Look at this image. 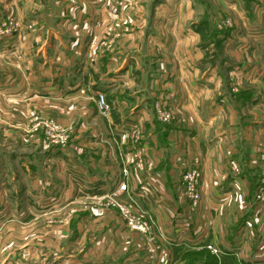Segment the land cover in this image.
<instances>
[{"label": "crops", "instance_id": "1", "mask_svg": "<svg viewBox=\"0 0 264 264\" xmlns=\"http://www.w3.org/2000/svg\"><path fill=\"white\" fill-rule=\"evenodd\" d=\"M235 1L213 0L214 4L225 6L235 5ZM252 3L258 5L259 2ZM98 5L94 0H0V20L13 16L21 22L19 34L3 48L10 60H5L4 55L0 58V84H3L0 92L4 95L6 89L3 88L8 84L20 83L22 87L14 90V100L29 101L42 116L65 117L70 113L66 106L68 98L74 101L71 107L85 114L88 100H93L92 95L89 96L94 90L92 87L102 85L94 70L92 61L95 59L86 57L83 67H89L86 73L96 74L94 79L85 75L67 81L66 65L80 60L69 53H80L81 45L75 39L68 46L61 39L54 40L65 37V31L43 30L41 22L47 15L64 24L71 18L80 21L83 12L84 18L89 16L95 21ZM251 13L257 17L260 10ZM219 16H214L217 25L222 20ZM192 23L182 30L161 31L162 41L156 44V49L162 56L152 60L150 70L141 68L135 57L130 56L122 72H115L116 66L111 65V59L115 60L113 48H107L102 62L106 73L103 85L107 88L103 92L113 105L114 116L119 121L126 116L127 125L134 122L129 118L139 119L150 159L148 169L140 173L143 179L150 176L155 188L152 198L138 197L137 200L145 214L155 217L164 237L148 242L140 232L128 229L116 210L108 209L103 216L94 217L75 200L68 201L83 194L103 195L107 186L114 185L112 142L105 137L99 142L96 137L93 146L91 141L69 145L76 150V154L69 152L75 154L73 163L85 167L81 169L83 189H73L67 177L50 175L55 172L53 166L29 163L28 173L33 174L28 177L42 179L49 174L51 185L28 193L33 197L50 196L56 201L63 197L65 201L55 205L54 211L70 215L66 220L46 225L42 234L33 232L22 242L17 234L11 236L10 241L16 243L17 248L7 254L0 249V264H163V260L168 264H263L264 193L258 190V174L264 168V60L255 58L254 48L250 49V58L243 55L241 48L237 52L235 46L230 54L226 42L233 33L227 31L221 35L222 44L219 48L216 46L221 58L210 62L199 42L201 35ZM84 31L71 33L85 37ZM177 37L182 40L176 43ZM150 41L146 42L145 55L153 48ZM92 43L90 51L95 45L94 41ZM140 45L143 49L144 45ZM82 49L86 51L89 47ZM135 50L140 53V46H135ZM83 53L85 56L86 52ZM166 54L170 55V60L163 58ZM160 59L162 61L157 63ZM247 65L253 68L252 76L244 73ZM167 67L169 77L163 73ZM153 72L152 78L147 77ZM120 73L122 77L117 76ZM144 81L152 89L172 91L166 97L181 117L178 123L162 124L155 120L151 108L155 99L153 90L141 88ZM29 85L35 90L29 91ZM97 127L98 124L94 125V130ZM124 147L130 149L128 145ZM194 157L200 159L203 174L198 212L183 198L179 185L184 168L190 166ZM34 170H39V175L36 176ZM14 182L19 185L17 179ZM3 209L0 205V211ZM14 225L18 228V224ZM47 239L45 251L36 253L34 245ZM209 244L215 252L207 248ZM162 247L168 249L166 258L160 254Z\"/></svg>", "mask_w": 264, "mask_h": 264}, {"label": "rangeland", "instance_id": "2", "mask_svg": "<svg viewBox=\"0 0 264 264\" xmlns=\"http://www.w3.org/2000/svg\"><path fill=\"white\" fill-rule=\"evenodd\" d=\"M94 1L100 4L98 5V19L95 21L90 20L89 16L84 18L85 13L83 12L80 21L71 18L67 24L50 18V15L45 16L44 13L43 16H45L46 20L41 22L44 26L43 30L53 29L57 31L60 28L65 31L63 34L65 37L55 38L54 40L61 39L64 45L67 46L70 41L75 42V40H77L81 45L80 53H69L73 56L76 55L80 60L77 64L71 61V64L68 63V65H66L67 81L74 76H76V78H82V76L85 75L92 76L94 79L96 74L101 78L99 82H101L102 85L100 87L93 86L92 88H94V90L92 91L94 93L92 92L89 94V96L92 95L91 97H93V100L91 99L87 102L86 108L88 111L85 112L86 115L79 112V109L75 110V107H71L74 105V101L68 98L66 106L70 113H67L65 117L42 116L35 107H32L29 101L20 102L14 100L15 97H13V94L16 92L14 90L22 87L20 83L15 86L8 84L7 88H3L6 89L4 95L0 92V95H2L0 100V205L4 208L0 211V225L2 224L3 226V229L0 230V249L6 251L5 254L17 248L16 243H11V236L17 234L20 241L23 238L25 240L26 236H29L33 232L36 234L44 233V227L46 225L55 224V222L66 220L67 217H69V213L63 214L54 211L57 209L55 205H59L60 201H65L63 197L58 198L60 201H56L50 196L33 197L28 192L32 189L40 190L42 186L44 188H50V175L56 176L57 178L58 176L62 178L67 177L73 189L76 187L83 189L84 183H82L81 180V178H83L81 177L83 176L81 169L85 167L73 163L72 158L76 154V150L72 146L69 147L70 144L72 145L73 142L77 141H91L93 143L91 146H93L95 139H97L96 137L99 138L96 140L99 142L100 139H104L105 137V139L112 142V158H114V151L118 152L117 147H120L123 152H127L124 147L125 145L120 143L123 141V139H121L120 126L122 123H126V116H122V118L118 116L117 118H120V121L116 119L113 114V105L109 101L108 102L111 104L110 113L109 115L103 116L99 113L95 103L96 93L99 91L106 92L107 90L105 85H103L106 81V73H104L102 69L104 66L102 62L106 57L107 48H113L112 51L115 55V60L110 59L112 67L116 66L115 70L117 71L115 72H122V66L126 65L130 56H133L132 59L135 57L137 64L140 65L141 68L145 69L144 67H146L150 70L153 67L152 64L154 61L152 60L162 56L156 49V44H160L162 41L159 35L161 31L168 32L173 29L182 30L193 22L192 26L199 31L201 35L199 42L205 51L206 58L210 62H217V60L219 61V58H221L219 53H217L218 49L216 46L219 48L220 44H222L221 35L225 34L227 31L233 33L232 36L230 35L228 37L226 42V48L229 53L230 49H233L235 46V49L238 50L237 52H239L241 48L243 55L246 56V58L247 56L250 58V56H252L250 49L252 48L251 50H253L254 48L253 54L255 58L264 60V0H252L253 2L258 1V5L253 4L252 1L249 0H236L235 5L230 4L226 6L214 4L213 0ZM105 2L108 3L105 4ZM249 2H251V7ZM256 10H260V13L257 17H254L251 12ZM215 15L222 19L220 22H217L218 25L214 23ZM3 22L4 21L0 20V24ZM17 22L18 30L20 31L21 22ZM74 29L77 30V34L79 30H85V37H75L76 33H71L75 31ZM96 30H99L98 36L95 35ZM18 34L19 33L14 34L12 38ZM12 38L9 39L3 48L11 43ZM43 39H47L48 42L51 41L47 37H43ZM168 39H170V37ZM178 39L182 40V37H177L175 40L176 43ZM149 40H151L150 44L153 48L147 50L148 54L145 55L146 42L148 43ZM93 41L97 47L94 45L92 51H90ZM140 44L144 45L143 49H141L142 45ZM138 45L140 46V53L135 50V46ZM87 47H89V49L83 51L82 48ZM219 50L222 56V49ZM83 52H86L85 56ZM169 54H166L163 58L170 60ZM6 55L7 53H3L1 56L7 61L10 60ZM231 56L234 59L233 55ZM86 57H88L89 60L90 58L95 59L92 62L93 65H95L94 70L96 74L90 71L86 73L89 67L83 68L85 65L84 63H86V61H84ZM69 58L71 59V57ZM69 58L67 59L69 60ZM236 58L239 59L238 53ZM89 60L87 62H89ZM161 61L162 59H160V61L158 60L157 63ZM163 63L165 64L167 61H163ZM248 63H250V61H248ZM78 66L82 67L77 68ZM247 66L248 68L244 70V73H247L248 76H252L253 74L251 71L253 68L251 69L249 67L250 65ZM120 67L121 69H119ZM154 73L155 72L151 75L147 74V77L152 78ZM163 73L164 76L169 77L168 67ZM7 75L9 74L7 73ZM117 76L122 77L121 73ZM159 76L160 75H158V77ZM0 82H2L1 77ZM144 83L141 85V88L144 87L147 88V90H153L152 97L155 99H153L151 103V108L154 117H156L154 103L166 99L168 103H170L166 95L172 91L164 89L155 90L152 89L150 85L148 86L147 83ZM2 85L3 84H0V88H2ZM28 89L29 91L30 89L35 90L33 85H29ZM67 92H70V90L67 89ZM142 92L145 93L146 90ZM69 96L68 94V97ZM122 113L125 114L126 112L122 110ZM129 121H132V118H129ZM96 124L99 125L100 129L97 127L96 130H94V125ZM91 150L98 151L97 148ZM69 152H75V154H69ZM66 158H71V161ZM41 162L42 165L46 164L51 167L53 166L55 172L50 173V175L46 174V178L43 177L42 179L40 177L29 178L28 176L33 174L32 172L28 173V170H31V167L28 166L29 163L35 166V164ZM69 167L71 169L70 171L68 170ZM113 167L115 173H117L118 166L116 162ZM34 172H36L34 173L36 176L40 173L39 170H34ZM140 177L144 178L142 174H140ZM16 179L19 181V185L14 182ZM44 182L47 183L45 184ZM114 185L110 184L107 186L106 191L111 190ZM68 199V201L75 200V203L86 208V210L93 204V198L85 194ZM68 201L66 205H68ZM153 219L157 224L155 217H153ZM14 223L18 224V228ZM155 232L157 237H164L162 230H160V232ZM48 242L47 239L45 242L43 240L42 242L36 243L34 245L37 248L36 253H39V251L44 252L45 250L43 248L48 247ZM162 250L168 252V249L165 247L160 248V252ZM160 254L163 258H166L162 252ZM260 255L262 256V254ZM259 258L261 259V257ZM163 261V264H168L165 260ZM262 262L264 264V261ZM0 263L2 262L0 261Z\"/></svg>", "mask_w": 264, "mask_h": 264}, {"label": "built area", "instance_id": "3", "mask_svg": "<svg viewBox=\"0 0 264 264\" xmlns=\"http://www.w3.org/2000/svg\"><path fill=\"white\" fill-rule=\"evenodd\" d=\"M18 32V22L13 16L7 17L0 24V56L4 52L3 46ZM95 103L101 115H109L111 104L104 92L96 93ZM154 112L155 118L162 124L178 123L181 120L179 113L176 112L175 107H172L171 101L168 103L167 99L154 103ZM132 120L134 121L132 124L122 123L120 126L121 139H123L120 143L128 145L130 149L123 152L120 147H117L118 152L114 151L113 159L118 166L117 173L114 172L112 178L115 185L103 195H93V204L87 210L93 216H103L108 209H114L122 217L128 229L140 232L148 242H152L157 237L155 231L160 232L161 228L155 223L154 216L145 214L141 210L137 198H152L155 186L150 176L148 179L140 177V172L148 169L150 159L147 145L142 140L139 119ZM184 169L179 183L181 193L183 198L189 200L191 209L198 212L201 206L203 182L200 159L192 158L190 166ZM234 170L238 171V168L234 166ZM258 190L264 193V168L259 170ZM207 248L216 251L210 244ZM161 252L165 257L168 256L167 251L162 250Z\"/></svg>", "mask_w": 264, "mask_h": 264}, {"label": "trees", "instance_id": "4", "mask_svg": "<svg viewBox=\"0 0 264 264\" xmlns=\"http://www.w3.org/2000/svg\"><path fill=\"white\" fill-rule=\"evenodd\" d=\"M155 120L157 121V122H159L156 118H155ZM160 123V122H159Z\"/></svg>", "mask_w": 264, "mask_h": 264}]
</instances>
